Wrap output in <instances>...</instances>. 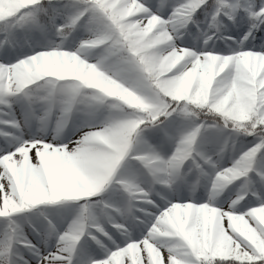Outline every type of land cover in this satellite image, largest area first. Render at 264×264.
Segmentation results:
<instances>
[{
    "label": "snow or ice",
    "instance_id": "obj_1",
    "mask_svg": "<svg viewBox=\"0 0 264 264\" xmlns=\"http://www.w3.org/2000/svg\"><path fill=\"white\" fill-rule=\"evenodd\" d=\"M0 264H264V0H0Z\"/></svg>",
    "mask_w": 264,
    "mask_h": 264
}]
</instances>
